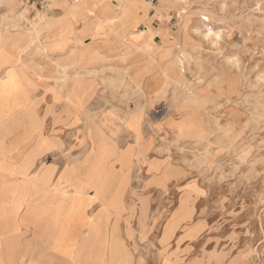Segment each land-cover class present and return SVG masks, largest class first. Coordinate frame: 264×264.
<instances>
[{
  "label": "rangeland",
  "instance_id": "rangeland-1",
  "mask_svg": "<svg viewBox=\"0 0 264 264\" xmlns=\"http://www.w3.org/2000/svg\"><path fill=\"white\" fill-rule=\"evenodd\" d=\"M79 1H60L55 10H73L62 18L41 11L55 19L49 26L15 0L0 4V43L19 53L33 48L30 57L43 62L52 46L63 53L57 82L72 78L73 122L44 162L61 170L85 155L73 171L88 163L85 182L105 195L115 179L103 164L107 140L134 152L119 160L120 179L104 213L87 224L86 241L61 247L62 257L73 264H264V0H102L114 5L106 19ZM86 26L87 36H102L93 39L102 48L83 47L91 40L77 31ZM113 214L129 252L103 229L101 220Z\"/></svg>",
  "mask_w": 264,
  "mask_h": 264
},
{
  "label": "crops",
  "instance_id": "crops-1",
  "mask_svg": "<svg viewBox=\"0 0 264 264\" xmlns=\"http://www.w3.org/2000/svg\"><path fill=\"white\" fill-rule=\"evenodd\" d=\"M88 2L95 15L102 19L114 12V5L108 2ZM62 11L61 15L67 16L71 9ZM150 27L154 28L152 24ZM89 30L86 26L77 31L81 40H91L87 44L82 42L83 47L102 48L93 41L102 36H87ZM49 49L45 53L55 65L31 58V51L19 53L8 43H0V264H73L62 257L59 249L86 241L87 224L104 213V206L120 179L119 160L133 158V148H119L107 140L111 154L103 162L106 169L114 168L115 179L105 195L93 194L85 182L88 163L73 171L74 164L85 155L75 162H66L61 170H56L52 162H44L59 149V133L71 126L74 115V103H69L66 97L73 85L72 78L65 84L57 82V62L63 61L60 60L63 53L53 50L52 46ZM64 169L68 173L66 180L60 177ZM58 180L60 185L53 188ZM73 182L75 190L70 186ZM86 190H90L89 195ZM118 216L113 214L107 224L102 219L103 229L114 231L113 237L127 248L120 238ZM114 221L116 226L112 229ZM126 236L131 238L132 234L126 233Z\"/></svg>",
  "mask_w": 264,
  "mask_h": 264
},
{
  "label": "bare ground",
  "instance_id": "bare-ground-1",
  "mask_svg": "<svg viewBox=\"0 0 264 264\" xmlns=\"http://www.w3.org/2000/svg\"><path fill=\"white\" fill-rule=\"evenodd\" d=\"M60 2V1H59ZM59 2H55L51 7H50V9L48 10V13H50V12H59V17L58 18H62V16L64 17V16H66V14H62L61 15V12L59 11V10H55L54 9V7H57V6H61V2L59 3ZM121 2V0H118V4ZM66 3V2H65ZM0 4H2V5H5V6H8V5H10L11 4V2H10V0H3V1H0ZM67 5H69V3L67 2L66 3ZM79 4H81V9L83 10V11H85V12H87V13H89V12H91L88 8H87V6H88V3H87V0H80L79 2H77L76 3V6H78ZM37 13V17H38V19L39 20H41V19H43V18H47L48 19V21H47V23H46V25L45 26H49V25H51L52 23H55V19H50V18H48V13H43V12H41L40 10H37L36 11ZM70 15H72L71 13H70ZM44 26V27H45ZM152 31H153V29L149 26V25H146V26H144L143 27V30H142V33H144V34H146V38H148V36L149 35H151V33H152ZM75 79V78H74ZM73 79V80H74ZM76 81V80H75ZM88 85V84H87ZM91 86V85H90ZM70 95V94H69ZM70 99V98H69ZM98 138V137H97ZM100 149V148H99ZM106 156V155H105ZM99 163V162H98ZM104 164V163H103ZM89 175V174H88ZM104 176H105V174H104ZM111 177V176H110ZM108 178V177H107ZM109 179V178H108ZM110 180V179H109ZM113 180V179H112ZM90 181V180H89ZM107 181V180H106ZM93 187V186H92ZM88 233V232H87ZM70 250V249H69ZM69 252V251H68ZM67 253V252H66ZM64 257V256H63ZM73 263V262H72Z\"/></svg>",
  "mask_w": 264,
  "mask_h": 264
},
{
  "label": "built area",
  "instance_id": "built-area-1",
  "mask_svg": "<svg viewBox=\"0 0 264 264\" xmlns=\"http://www.w3.org/2000/svg\"><path fill=\"white\" fill-rule=\"evenodd\" d=\"M20 5L25 6L31 10L47 11L50 7L59 1H66L69 3L76 2L78 0H15Z\"/></svg>",
  "mask_w": 264,
  "mask_h": 264
}]
</instances>
